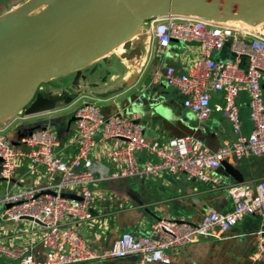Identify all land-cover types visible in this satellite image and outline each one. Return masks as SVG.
<instances>
[{
  "label": "built area",
  "instance_id": "built-area-1",
  "mask_svg": "<svg viewBox=\"0 0 264 264\" xmlns=\"http://www.w3.org/2000/svg\"><path fill=\"white\" fill-rule=\"evenodd\" d=\"M148 24L152 55H159L163 61L172 42L182 50L175 66H165L155 75L178 93L181 107L198 122L210 118L211 99L220 94L222 113L234 140L215 151L189 137L147 140L135 119L119 113L104 115L94 103H84L74 111V136L61 147L62 151L72 150L68 157L58 151L60 144L49 123L33 128L15 143L3 134L8 127L4 126L0 129V178L11 184L16 168L24 161L32 169L40 168L51 182L45 188L10 189L0 199V220L29 218L38 226L44 259H34L29 248L2 245L0 253L4 257L16 264H88L136 256V264H169L168 251L199 238L220 240L244 219L264 216V180H260L254 185L236 183L227 188L233 206L229 213L209 209L195 223L158 218L145 234L121 232L102 252L89 249L73 228V224L90 220L95 202L92 187L101 180L144 181L183 175L218 186L215 172L221 162L264 155V33L196 16L154 17ZM219 53L224 54L222 58L215 56ZM241 91L248 98L251 129L247 136L242 133L236 103ZM137 154L150 159L139 163ZM105 164L112 166L106 174L93 169ZM62 194L80 199L64 198ZM257 247L259 251L250 264L264 250V242L259 241Z\"/></svg>",
  "mask_w": 264,
  "mask_h": 264
},
{
  "label": "crops",
  "instance_id": "crops-1",
  "mask_svg": "<svg viewBox=\"0 0 264 264\" xmlns=\"http://www.w3.org/2000/svg\"><path fill=\"white\" fill-rule=\"evenodd\" d=\"M29 1L0 0V16ZM148 26V23H144L131 38L128 51L118 46L99 59L103 61L102 64H91L69 74L71 95H56L54 89L45 91L46 97H61L64 103L56 104L53 110L37 116L26 117L23 114L19 118V113H16L6 118L0 122V129L8 126L3 134L15 143L33 128L49 123L60 144L58 151L68 157L72 150L62 151L61 147L74 136V111L84 103H94L104 115L119 113L135 119L147 140L189 137L209 151H215L224 143L233 141L235 137L231 126L222 113L220 94H214L211 99L210 118L198 122L181 107L178 93L166 87L161 76L155 75L156 71L165 66H175V59L182 50L181 46L172 42L163 61L159 55H152ZM223 55L215 54L219 58ZM261 90L264 97V82ZM247 100L244 91L236 99L245 136L251 129ZM31 119V123H22ZM136 157L139 163L150 159L145 154H137ZM227 163L239 171L242 183L254 185L264 180V155L230 160ZM93 169L97 173H105L112 166L96 165ZM15 173L11 184H6L0 178V199L10 189H37L51 184L40 168L32 169L24 161L20 162ZM215 174L220 181L218 186L183 175L144 181L101 180L92 187L95 202L90 209V220L72 226L80 233L89 249L102 252L114 244L121 232L145 234L148 226L158 218L174 217L195 223L209 209L220 214L229 213L233 206L227 188L236 183L223 168ZM39 236L40 230L33 222L0 220V246L26 247L34 259L43 260ZM259 241L264 242V216L254 215L231 228L220 240L199 238L190 245L168 251L169 264H250L251 257L259 251ZM137 260L136 256H130L88 264H136ZM0 264L16 263L0 253ZM253 264H264V250Z\"/></svg>",
  "mask_w": 264,
  "mask_h": 264
},
{
  "label": "water",
  "instance_id": "water-1",
  "mask_svg": "<svg viewBox=\"0 0 264 264\" xmlns=\"http://www.w3.org/2000/svg\"><path fill=\"white\" fill-rule=\"evenodd\" d=\"M167 15L257 26L264 22V0H30L0 16V122L53 110L61 97H46L43 83L82 70L118 46L128 51L146 21ZM221 168L243 182L226 161Z\"/></svg>",
  "mask_w": 264,
  "mask_h": 264
},
{
  "label": "rangeland",
  "instance_id": "rangeland-1",
  "mask_svg": "<svg viewBox=\"0 0 264 264\" xmlns=\"http://www.w3.org/2000/svg\"><path fill=\"white\" fill-rule=\"evenodd\" d=\"M149 21H146L145 23H148ZM233 26H236V25H233ZM238 27V26H236ZM261 29L264 28V23L263 25L260 27ZM254 29H259V26H256L254 27ZM102 60H95L94 62L90 63L89 65L91 64H97V65H100L102 64ZM68 80H69V77L68 75L67 76H63V77H58V78H55L47 83H43L41 86H40V89H42L43 91H46V90H52L54 89L56 95H61L62 93H64L66 96L68 95H71L72 93V90L69 88L70 85L68 83ZM58 89V90H56ZM62 89V90H61ZM61 103H64L63 100L58 102L57 104H61ZM19 118H21L23 116V112H20L19 114H17ZM32 119L31 120H26V121H21L22 123H31ZM8 133V132H7ZM6 134V133H5Z\"/></svg>",
  "mask_w": 264,
  "mask_h": 264
},
{
  "label": "bare ground",
  "instance_id": "bare-ground-1",
  "mask_svg": "<svg viewBox=\"0 0 264 264\" xmlns=\"http://www.w3.org/2000/svg\"><path fill=\"white\" fill-rule=\"evenodd\" d=\"M173 11H171V12H173ZM227 23H228V25H236V26H238L239 29L244 28V29H248V30L264 33V28H262V29L260 28L263 25L264 22L260 23L259 25H257V26H259V29H254V27H256V26H249V25L245 24V22H243L241 20L240 21H230V22L228 21Z\"/></svg>",
  "mask_w": 264,
  "mask_h": 264
}]
</instances>
